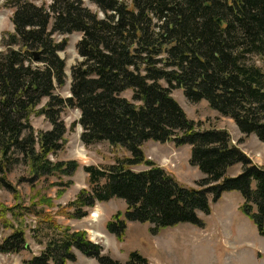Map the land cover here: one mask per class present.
<instances>
[{
	"label": "trees",
	"instance_id": "trees-1",
	"mask_svg": "<svg viewBox=\"0 0 264 264\" xmlns=\"http://www.w3.org/2000/svg\"><path fill=\"white\" fill-rule=\"evenodd\" d=\"M9 7L13 32L3 36L0 52V188L12 190L5 176L19 164L37 178L73 175L76 163L50 157L65 146L62 112L75 109L84 146L106 143L125 156L84 168L88 189L78 193L66 217L83 218L80 208L119 199L126 212L107 224L110 234L120 239L127 222L150 224L155 234L200 226L197 215L209 214L210 199L236 192L264 237V168L234 147L226 131L199 129L171 96L181 90L189 103L205 101L241 134L264 144V0H10ZM74 33L81 36V61L70 69L66 98L56 94L66 80L58 52ZM55 36L64 39L57 43ZM127 91L130 100L123 97ZM43 100L38 114L51 130L35 134L29 116ZM147 142L188 146L190 165L203 176L197 188L180 185L147 160ZM236 165L239 175L227 176ZM140 166L146 169L135 171ZM32 213L52 236L40 256L24 264H66L76 260L75 252L98 264H121L102 256L84 232L59 231L55 220ZM8 227L12 233L0 253L17 254L25 248L24 233ZM125 264L148 263L132 253Z\"/></svg>",
	"mask_w": 264,
	"mask_h": 264
},
{
	"label": "rangeland",
	"instance_id": "rangeland-1",
	"mask_svg": "<svg viewBox=\"0 0 264 264\" xmlns=\"http://www.w3.org/2000/svg\"><path fill=\"white\" fill-rule=\"evenodd\" d=\"M10 0H0V52L4 50L2 38L13 32L11 22L12 9ZM37 5L48 4L49 0H32ZM87 6L96 11L87 2ZM64 38L55 36L59 43ZM64 50L58 56L65 64V85L56 90L62 97L70 96V69L81 61L76 52V44L81 39L77 33L68 35ZM172 98L181 107L188 120L193 121L199 129L224 130L230 136L231 144L238 148L253 165L264 168V144L254 135L245 136L239 132L233 121L222 117L211 110L205 101L196 104L189 103L181 90H174ZM123 97L130 100L131 92ZM46 100L35 108L29 116L33 132H47L50 124L39 111ZM66 127L65 146L62 151L50 157L53 163L74 162L78 168L70 177L37 178L29 167L19 164L5 176L12 190L0 188V245L8 238L12 230L19 229L24 233L25 248L17 254H1L0 264H24L33 257L40 256L52 232L46 224H40L39 218L32 213H42V218L55 220L59 231L69 228L73 232H84L90 243L101 247V255L107 256L121 264L129 261V256L136 253L148 264H264V237L259 235L251 220L243 213V200L236 192L223 193L219 200L210 199L208 215L198 213L200 226L181 224L173 228L161 229L155 234L153 226L127 222L123 236L118 239L107 231V224L119 215L124 219L126 204L119 199L106 203H95L92 208H80L85 217L68 218L74 210L69 208L81 190L88 189V176L85 167L108 165L115 156H125L121 150L112 149L106 143L84 146L81 142V127L78 125L79 112L75 109H65L61 114ZM142 151L147 160L162 168L180 185L187 188H197V183L203 178L197 168L190 165V148L176 147L174 143L159 144L147 142ZM140 166L135 171L145 170ZM240 165L227 171V176L239 175ZM68 184V186H64ZM13 210V214L8 212ZM16 217L13 218V215ZM96 217H95V216ZM39 230V232H37ZM227 240V244H226ZM226 244V245H225ZM76 260L66 264H98L91 258H86L75 252Z\"/></svg>",
	"mask_w": 264,
	"mask_h": 264
},
{
	"label": "water",
	"instance_id": "water-1",
	"mask_svg": "<svg viewBox=\"0 0 264 264\" xmlns=\"http://www.w3.org/2000/svg\"><path fill=\"white\" fill-rule=\"evenodd\" d=\"M35 60H37V55H35Z\"/></svg>",
	"mask_w": 264,
	"mask_h": 264
},
{
	"label": "bare ground",
	"instance_id": "bare-ground-1",
	"mask_svg": "<svg viewBox=\"0 0 264 264\" xmlns=\"http://www.w3.org/2000/svg\"><path fill=\"white\" fill-rule=\"evenodd\" d=\"M94 216H95V215H94ZM95 217H96V216H95ZM226 244H227V240H226ZM226 244H225V245H226Z\"/></svg>",
	"mask_w": 264,
	"mask_h": 264
}]
</instances>
